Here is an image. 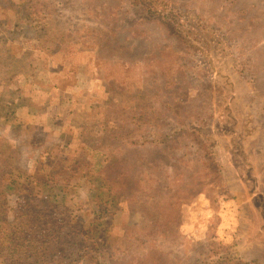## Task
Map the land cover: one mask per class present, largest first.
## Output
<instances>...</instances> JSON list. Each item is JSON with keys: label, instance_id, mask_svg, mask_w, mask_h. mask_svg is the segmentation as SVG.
Listing matches in <instances>:
<instances>
[{"label": "rangeland", "instance_id": "374dc122", "mask_svg": "<svg viewBox=\"0 0 264 264\" xmlns=\"http://www.w3.org/2000/svg\"><path fill=\"white\" fill-rule=\"evenodd\" d=\"M175 1L200 30V22L232 29V44L215 28L213 43L187 48L161 23L140 20L126 0H0V104L12 93L9 123L20 118L26 124L9 132L24 131L33 142L26 168L41 182L46 202L59 190L44 183L48 160L65 167L84 201L93 189L102 192L95 180L116 178L103 166L108 152L98 137L107 109V128L116 126L121 100L129 107L155 104L166 120H192L203 132L209 160L190 191L175 173L187 159L175 161L159 146L144 152L164 166L158 192L182 198L185 253L198 256L218 243L264 264V0ZM242 56L253 58L252 67H243ZM91 103L102 110H91L88 119L84 112ZM226 119L227 133L221 127ZM150 162L142 167L147 174ZM197 164L193 159L190 167ZM121 204L132 212L137 203ZM121 210L111 213L117 232L124 231L127 217Z\"/></svg>", "mask_w": 264, "mask_h": 264}, {"label": "trees", "instance_id": "16d2710c", "mask_svg": "<svg viewBox=\"0 0 264 264\" xmlns=\"http://www.w3.org/2000/svg\"><path fill=\"white\" fill-rule=\"evenodd\" d=\"M126 1L140 20L162 24L171 36L186 42L187 48L198 46L197 42H212L215 28L227 44L234 39L233 30L219 23L200 22L197 25L202 26L201 30L190 24L189 19L185 20L187 8L175 0ZM18 5L22 6L21 2ZM241 62L249 69L254 60L242 56ZM168 88L163 87L165 91ZM13 99L14 95L7 93V102L3 99L0 104V116H7L6 125L0 124V264H257L218 243L198 256L184 251L186 241L180 234L179 212L182 198L168 195L163 189L158 192L164 181V166L144 152L145 148L159 146L171 152L175 161L187 159L183 167L175 168V173L185 177L190 191L202 171L200 165L209 160L204 158L207 148L203 132L196 131L192 120H166V111L155 104L129 107L126 100H121L123 111L113 118L116 126L107 128L111 108L98 125L105 129L99 130L98 137L108 152L103 166L115 170L116 178L95 180L102 192L93 189L95 195L82 201L65 167L48 160L44 183L59 187L53 202L48 203L40 195L41 182L35 181L26 168L28 147L33 142L24 131L18 136L9 132L20 126L24 130L26 125L20 118L9 123ZM91 110L102 108L89 104L84 112L88 119ZM164 123L167 126L161 127ZM43 124L39 126L41 131L46 127ZM221 127L228 132L227 119ZM193 159L198 163L196 168L190 167ZM144 161H151L148 174L142 170ZM128 199L136 201L135 211L130 212L126 204L122 206ZM115 207L127 213L121 225L124 231H116L111 217Z\"/></svg>", "mask_w": 264, "mask_h": 264}]
</instances>
